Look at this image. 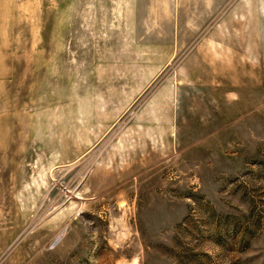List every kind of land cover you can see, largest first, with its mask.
Instances as JSON below:
<instances>
[{
    "label": "rangeland",
    "instance_id": "obj_1",
    "mask_svg": "<svg viewBox=\"0 0 264 264\" xmlns=\"http://www.w3.org/2000/svg\"><path fill=\"white\" fill-rule=\"evenodd\" d=\"M0 264H264V0H0Z\"/></svg>",
    "mask_w": 264,
    "mask_h": 264
}]
</instances>
